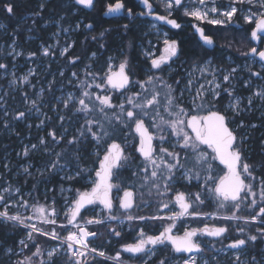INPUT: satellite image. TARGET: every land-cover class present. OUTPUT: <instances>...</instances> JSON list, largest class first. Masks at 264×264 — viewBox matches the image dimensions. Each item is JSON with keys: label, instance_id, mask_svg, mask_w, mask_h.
Returning <instances> with one entry per match:
<instances>
[{"label": "snow or ice", "instance_id": "1", "mask_svg": "<svg viewBox=\"0 0 264 264\" xmlns=\"http://www.w3.org/2000/svg\"><path fill=\"white\" fill-rule=\"evenodd\" d=\"M199 5H206L208 0H197ZM212 4L215 5V0H211ZM78 5H83L85 7L91 8L94 6V0H75ZM142 3L148 9L147 13H140V15H154L152 12V4L149 0H142ZM244 4L255 5L258 8L264 9V0H231L229 5L230 10H225L220 12V15L225 19H209V12L217 13L219 10L216 6L211 8H200L196 7L192 10L185 8L184 15L194 17L198 21H207L209 24L213 25H224L226 22L230 23L233 16L237 13L238 9L232 4ZM175 6H182L183 0H167L165 3V10L168 11V15H155L154 18L158 21L166 22L171 25L172 28L179 29L181 24L177 22L176 19L170 18L172 13L171 9ZM5 10L9 14H13L14 5L7 3L4 5ZM45 5L41 4V11L44 9ZM125 5L123 0H116L114 4H108L106 14L120 13L124 10ZM128 14L134 15L131 8L127 9ZM34 15H40V12L34 13ZM246 22H255V28L251 31V38L253 40H259L264 42V37L260 34L264 33V12L250 13L244 17ZM35 23V21H33ZM4 25L0 24V28ZM79 27V25H77ZM86 27L92 28L89 24ZM127 28V25L124 26ZM67 31V29H65ZM196 31L199 33L201 40L207 45L213 44V39L211 36L205 34L203 28L196 27ZM103 35V33H101ZM95 40L96 37H93ZM165 47L163 54L151 60V68L163 70L162 65L166 64L173 57L178 56L179 46L177 41L165 39L163 41ZM71 47V45H69ZM69 47H65L61 51V55H65L69 51ZM20 55L21 53H16ZM44 56L50 54V48L45 47L43 49ZM31 56H35L36 53H31ZM95 55V53H93ZM242 55L256 56L261 62H264V50H258L256 47H251L249 52L242 53ZM79 57H74L70 59V63L75 64ZM7 66L0 63V69H5ZM201 73L207 71L205 68H200ZM237 71L236 68L231 69V73L223 76V81L228 82L231 79V75ZM33 73L30 71L29 75ZM63 72L60 73L63 76ZM89 76L93 77L95 80L97 73L87 72ZM75 77L77 74L72 73ZM253 76L259 77L261 74L259 72H253ZM24 82H28V77H23ZM71 82V81H69ZM10 83L15 84V81ZM179 84V81H176ZM191 80H189V85ZM158 85L163 86V96L166 103L163 104L164 111L168 113L172 119L166 120L160 113L161 100L160 97L162 92ZM82 88L81 96L78 98V107L73 106V112L84 114V124L80 125L77 135L67 138L68 129L63 128V122L65 121V116L60 115L59 120L61 121V127L63 128V134L58 133L55 129L47 132V137L51 138V141L55 144H60L62 141L68 145H76L81 143L82 140L91 139L95 142L97 147V154L99 155V150L103 149V158L99 161V169L96 170V179L92 181V186L90 191H79L77 197L68 205L67 210L64 215L67 219V224L59 225L60 228L67 230V235L61 237L59 232L53 228L51 231H45L43 228L38 227L35 223H26L27 220H32V216L23 217L20 214H9L8 205L5 203L3 211H0V218L5 221L16 222L25 228L30 229L27 233L28 240L33 239V234L38 233L43 236H48L52 240H61L63 244L67 245V251L70 253L67 264H92V262L97 261V257L112 259L117 262V264H125L121 259L120 252H117L114 257L106 256L104 251H98L95 247H90V237H96L98 233L96 231H90L87 225H105L106 221L123 220L120 216L114 213V204L111 197V192L113 188L117 191L120 190L119 184H113V178H118V170L122 168H127L131 163H133L130 155L125 154L124 148L121 144L117 143L112 139L113 132L115 131V125H113V119L117 121L118 124L122 125L124 128H131L134 126L135 133L139 137V144L135 151L140 154L143 158V165L138 166L140 171L144 173L142 180L145 184H150L151 188L156 189V193L159 196H165L168 191L171 190V182L175 179V171L184 168V164L181 163V152L185 153V158H191L194 168H199L207 173L205 176V182H213L214 187L209 188L208 192L211 194L213 199L217 202L218 209H230V214L220 215L218 213L202 214L199 211H189L193 208V205L204 204V199L201 198L199 192L192 194L194 195V200L191 199L190 195L185 192H176L174 198V204L179 207V211L172 212L169 216L153 215V216H133L127 214L124 218L128 221L133 220H165L171 221L167 226L163 228V231L159 235H148L141 228L138 233V240L136 243H128L123 245V252L130 253L133 256L138 254H144L148 258L156 254V247L159 245H171L172 250L175 253H194L202 252L201 243L196 239L198 236H208V237H223L228 231V226H213L209 227L207 224L203 228H190L186 229L183 235H174L173 229L176 227V221L182 217L193 216L199 217L201 215H210L213 219H219L224 221H243L244 225L248 224H259L261 226L256 228V232L259 235L247 234L246 238H237L227 245L228 248L238 249L243 251L244 248L249 244V242L255 243L258 239H264V179L261 180L260 192H259V205L257 199H255L257 193L253 190V184L251 180L257 179L253 174V166L246 162V158L243 153V143L246 137L239 136L237 131L233 129L230 125L234 123L226 112H222L216 108L214 101L220 95L221 85L217 83L213 89H211V100L205 98V92L202 91L204 86L201 85L200 89H197L196 96L194 97L192 104L194 108L190 111L181 102L183 96V91H181V97H176L173 93L171 84H166L163 82V78L156 76L155 74L149 75L146 80H133L131 69L129 68L127 60L121 62L118 69L114 70L113 65L109 64L107 71L101 78V83H96V88H103L106 93L108 88L113 90L122 91L124 99L119 103H113V97L108 94L97 95L88 89L92 87L86 81H80ZM148 86H151L149 89ZM134 88H139L141 91H132ZM230 97L233 96V91L228 88L223 89ZM125 92L130 94H125ZM147 93V94H146ZM255 97H259L262 102H264V89L254 93ZM69 94L68 98L62 101L65 109L70 107V103L76 100ZM3 97H0V101ZM25 101H28L27 95H25ZM199 101V103H197ZM252 99L248 100L249 109L252 105ZM126 105L128 107H126ZM207 105L206 114H199L205 110ZM232 111L234 116H239L241 113L240 108V98L237 97L234 103H230L228 106ZM35 108L36 112L39 113L41 109L37 106V100H31V108L29 111ZM119 111L116 112L115 110ZM108 110H113L112 115H109ZM99 112L103 117L104 121L113 129L112 132L105 127L102 120L96 119L92 114ZM195 112L196 114H192ZM154 113V115H153ZM5 116L9 113L5 111ZM91 117V118H89ZM16 120H21L26 118V113L24 111H19L14 117ZM149 119L155 121L159 118V123L153 122L151 125L146 126L145 120ZM50 119V118H49ZM44 125V121L41 120L40 127ZM163 125H167L171 129L172 135L176 139V143L172 145V150L168 147H164V143L169 141V138L160 135L158 137L160 141V146H154L153 141L157 137L149 131V127L156 128L159 132H163ZM5 128L8 127V122L5 121ZM255 127V125H251ZM31 127V125H29ZM239 128L245 127L243 121L238 124ZM98 129V130H97ZM190 130V131H189ZM111 139V143H107V140ZM40 145H46L47 139L41 137L39 139ZM203 146V147H202ZM32 149H36L37 145H31ZM176 148L181 149V151H176ZM48 150L47 148L45 149ZM191 150V153H188ZM210 150V151H209ZM25 156L29 155V149L26 147L24 149ZM56 160L52 161L50 164V169H56L59 165V160L65 156L64 152L55 153ZM169 158V159H166ZM75 159H79V151L74 155ZM213 161H218L220 165H223V175L213 176L212 172L214 170ZM66 166V165H65ZM151 166L150 175L149 167ZM7 167V165H5ZM64 167V166H61ZM28 172V169H24ZM83 169L77 171L76 176H81ZM188 172L182 173V176L188 180L193 177ZM165 172L167 175H165ZM140 172H133V176L139 175ZM199 171L195 173V178L199 179ZM75 177L69 175L63 177V179H74ZM163 179V191H161V184L159 181ZM248 181V182H246ZM151 188L149 189V195H151ZM19 189H17V192ZM253 197L250 202L247 203V208L254 210L258 207V211H255L251 215H238L241 212L242 207L245 202L248 201V197ZM134 194L132 191L125 190L123 198L119 201V208L125 213H129V210L134 206ZM4 196L0 195V201H4ZM169 203H162V209L169 208ZM24 206L27 202H23ZM88 206H103V210L107 213L106 217L97 216L91 219H84L82 215L83 210H87ZM34 212L37 218L43 224L56 225L57 211L54 206L45 207L43 205H33ZM94 210V209H93ZM79 218V219H78ZM83 220V224L79 221ZM68 225H71L75 231L68 229ZM110 231L116 237L121 236V232L117 231L115 228H111ZM236 231L242 236L246 233V228L244 226L238 225ZM20 243L27 247L28 245L25 241L21 240ZM151 247H148V246ZM11 251V250H9ZM59 249H52L47 253L49 264H56L55 257L57 256ZM41 253V248L39 245L36 246V252L33 255H39ZM90 257V259H89ZM30 257L26 260L30 261ZM240 255H235V262L240 261ZM255 261V257L252 258ZM234 262V264H235ZM147 264V260L144 261ZM159 264H165V259H161ZM183 264H197V258L195 256H188L183 259ZM203 264H208L204 261Z\"/></svg>", "mask_w": 264, "mask_h": 264}, {"label": "rangeland", "instance_id": "2", "mask_svg": "<svg viewBox=\"0 0 264 264\" xmlns=\"http://www.w3.org/2000/svg\"><path fill=\"white\" fill-rule=\"evenodd\" d=\"M45 1L41 0V4H43ZM154 1H156L158 4H160L162 7L165 8V3L167 2V0H154ZM230 3H231V0H215V5H213L211 0H208L206 5H199L197 0H184L183 5L181 7L187 8L188 10H192L193 8H196V7L211 8L212 6H216L219 11L217 13L209 12V19H225L224 17H222L220 15V12L225 11V10H230V8H229ZM232 6H235L238 9L237 13L233 16L232 21L230 22L231 24L234 25L233 27H241V26L247 25L249 23L255 24L254 21L253 22H246L244 17L246 15H249L250 13L264 12V9L258 8L255 5H249L247 3H244V4L236 3V4H232ZM176 8H178V6L174 5V7L172 9H176ZM27 18H29V17H27ZM192 18H194V17H192ZM201 22H207V21H201ZM26 23H27V21H26ZM82 23H83V21H80V23L77 24V25H79V27H77V25L75 26L76 31H80L81 29H83ZM0 24L4 25L3 28H0V37H1L0 39L8 37L10 35L8 27L1 20H0ZM225 24H229V23L226 22ZM51 26H55V30H53L52 33H47L45 31H43L41 33V35L39 36L40 38L45 39V40H49L50 42L48 44L38 43L37 48H38L39 56L36 57L35 59H33L35 56H31L30 54L36 52V47L31 45V44H28V42L34 40L33 36H27V38H26V42L24 45H26V44L29 45V50L27 53L23 52L22 45L20 44V42L18 41L19 39L16 36L13 37V39H11L9 43L7 41H2L0 43V63H3L7 66L5 69H0V70H2V73L0 75L1 76L0 81L6 83L5 86H6L7 92L10 90L14 91L18 88H22V87L27 86V85H30V89H33L34 85H36L39 82L38 81L39 77H41L42 74L47 73V71L50 69L52 63L53 64L58 63L57 60L53 59V57L58 56L59 58H63L73 49L74 40L72 37V31L74 29L65 31L61 27L59 22H54L53 20L45 23L42 26V28L47 29V28H50ZM86 26H87V24L85 25V27ZM155 30H157V32H155ZM28 32L30 33L31 31L28 30ZM122 32H123V35L125 37L124 42L120 43L118 40V42H119L118 45L109 49V54L106 57L107 65H106L105 72L107 71L109 64L113 65L114 70H116V69H118V66L121 62H123L124 60H127L129 68L131 69L133 80L144 81L147 79V77L149 75H152V74H155L156 76L162 77L164 83L171 84L173 89H175V92L173 94L176 97L180 98L181 97V91H183V96L181 98V102L190 111L194 108L192 101H193L194 97L196 96L197 89H200L201 85L204 86L202 91L205 92V98L207 100H211L212 99L211 89H213L215 87V85L217 83H219L221 85V89L219 90L220 95H219V97L216 98L214 103L216 104L217 109H219V107L223 106V107H221L222 108L221 110L223 112H226L231 120L235 121L230 126L237 131L239 136L246 137V139L244 140V143H243L244 157H246L247 155L249 156L251 154V152H252L254 146L256 145V142L258 141V139L261 141L260 147L263 148L262 152L264 153V132H260V134L256 137L253 133V129L257 125L254 123H250V122H252V119H253L252 116L253 115H256L257 118H260L261 116L264 115L263 114L264 102H262V100L259 97L254 96V93L264 89V76L263 75L262 76L260 75L259 77L253 76V77H246V78L244 76L243 77L239 76V79H238V85L239 86L235 87L236 83L233 81L234 79H232V77L228 82L223 81V76L230 74L231 69L222 70L218 64H216V63L212 64L210 61L207 64H205L204 66H201V65L193 66V68L189 72L188 76L182 77V78L176 74L177 66L172 67L170 69H167L166 71L165 70H154L151 68V60L154 57V54L156 52V48L158 47V43L161 42L160 39L156 38L157 34L161 33L159 28L157 27V24L152 23L148 26L147 29L143 30L142 38H145L146 40H145V42L136 43L137 45L134 44V40L132 38V35L130 36L129 33L127 34L125 29ZM150 36H154L155 38L152 39ZM69 45H71V47H69ZM45 47L50 48V54L48 56H44L42 54L43 49ZM65 47H69V51H68V53H66L65 55L62 56L60 53ZM16 53H21V54L17 55ZM96 57H97L96 54L95 55L92 54L89 56V58L87 60L91 61V60L96 59ZM133 57L146 59L148 61V66L146 68H142V71H141L140 67L132 61ZM225 62L228 65L232 64L231 63L232 61L230 59H227V58L225 59ZM256 66H257V64L255 63V61L250 59L247 62V64H241L235 68L238 70L240 69L244 72H250V68H253ZM101 67H102V64H100V68ZM200 68H205V69H207V71L201 73L199 71ZM30 71L33 73L32 75H29ZM61 72L64 73V71H61ZM61 72H59L58 77L64 76V74H63V76L60 75ZM73 72H75L77 74L75 77L72 75ZM73 72L70 73V75L67 79L62 80L61 85L59 87H57V91L59 92V95L55 99V103L53 104L52 112H56V110L60 111V112H64L65 110H67L64 108L62 101L66 100L68 98L69 94H71L73 97H76L77 99L73 100L70 103V107L68 109H71V108L73 109V106H76V107L79 106L77 103V100L81 96V92H82V88L79 86L80 81H86L88 83V79H85V78L80 79V75L81 74L87 75L86 73L90 72V68L86 65L85 67H81L79 72H77V71H73ZM105 72H103V74H99L98 72H96L98 74L96 77L97 78L100 77V80L96 79V82L94 84H92L91 88L88 89L89 91L94 92L97 95L105 94V93H102V92H104L103 88H96L95 87L96 83H101V78L103 77ZM54 74H55V72L53 73V75ZM25 76L28 77V82L23 81V77H25ZM54 76H53V80L50 81V85H52L53 83H55L57 81ZM87 76H89V75H87ZM89 77H92V76H89ZM33 78L37 79L35 84H31ZM13 80L15 81V84L10 83ZM189 80H191L190 85H189ZM69 81H71V82H69ZM176 81H179V84H177ZM148 87H149V89L151 88V86H148ZM158 87H160V90L162 92V95L160 97V100H161L160 113L164 117V119H166V120L172 119V117H170L168 115V113L166 111H164V108H163V104L166 103L164 96H163V91H164L163 86L158 85ZM225 88H228L230 90H234L233 96L230 97L226 92H224L223 89H225ZM122 91H116L117 96H120L121 101L124 99V95H122ZM132 91H134V92L135 91H141V89L134 88V89H132ZM125 94H130V93L125 92ZM4 95H5V92L0 89V97H3ZM42 95H43V91H39L37 93V97L35 99V100H37V106L41 109V111L39 113H37L35 110V112L33 114L34 117H37L39 119L37 125H40L41 120L44 121V124L46 121L43 111L45 108L48 107V104L47 103H41L40 105H38V103L41 102ZM237 97L240 98L241 113L239 116H234L232 111L229 109L228 106L230 105V103H234L235 99ZM220 98L224 99V103H225L224 105H220V103L219 104L216 103ZM249 99H252V101H253L252 105L250 106V109H249V105H248ZM113 100H114V98H113ZM2 101H0V114L2 115L3 118H5L7 116H5L4 113L7 110H6L5 105L2 104ZM197 103H199V101H197ZM25 105L31 106V100H28L27 102L25 101ZM126 107H128V106L126 105ZM206 110H207V105L205 106V110L200 112L199 114H201V115L206 114ZM115 111L118 112L119 110L116 109ZM108 112H109V115L111 116L113 110H108ZM72 114H74L73 110H72ZM75 114H82L80 116V118H78V119H81L82 121H84L85 117H84L83 113H75ZM192 114H196V113L193 112ZM92 115L96 119L102 120V122H104V124H105V127L108 128V130L110 132L113 131V129L107 124V121L103 120V117L101 116V114L98 111L96 113H93ZM153 115H154V113H153ZM89 118H91V117H89ZM240 121H243L245 127H243V128L238 127V124L240 123ZM153 122L159 123V118H157L155 121L149 120L147 118L145 120L146 126L151 125ZM117 124H118L117 121L115 119H113V125H115L117 127ZM251 125H255V127H252ZM119 128H120V132H121V129L123 128V126L119 124ZM163 128H164L163 132H159L154 127H149V130H150V132H152L157 137V139L154 140L157 149L160 146V141H159L158 137L160 135H164V136L169 138L170 142L166 141L163 146L168 147L169 150H172V145H174L176 143L177 138L174 135H172L171 129L168 128L167 125H163ZM128 129L132 133L127 132L128 135L126 137H122V140H124L123 147L125 150V154L130 155V157L133 160V163H131L127 168L119 169L118 170V178L114 177V184H119L120 190L117 191V189L115 188V191L112 193L113 202L120 201V199L123 197L125 190H133L135 193V207L138 210H141L143 212L142 216H146V213H147L146 210L149 211L152 209L160 212L159 215L164 216V213H166L167 216H169L172 214V212L179 211V207L174 204V198H175L176 192H185L187 195L191 196V199L194 200V195H192V194H195V193H192V192H190V190H188V187H190L193 184V182L197 186L198 185L200 186L202 195L207 194L208 196H211V194L208 192V189L214 187L213 182H211V181H208L207 183L205 182V176L207 175V173L205 171L199 169V168H194L193 162H192L190 156H189V158H185L184 152H181V163L184 164V168L180 169V170H174L175 171V179L171 182V190L168 191V193L165 196L157 195L156 189L151 188L150 184H145V182L142 180V176L144 175V173L142 171H140L138 166L143 165V159H141L140 156H137L138 155L137 152H136L137 155H134L132 152V148L137 147L139 144V137L135 133L134 126L131 128H128ZM114 133H115V131L113 132V134ZM132 134H135L138 137V139L136 141V145L135 144L132 145V142H135V138L132 137L133 136ZM112 137H113V135H112ZM115 141L120 143L117 140H115ZM107 143H111V139L107 140ZM26 147L29 149V152L31 150H34L31 148V146L26 145L20 152H18V154H17L18 159H23L26 157L23 154L24 149ZM36 149H38V146ZM95 151H96V153L98 151L96 145H95ZM176 151H181V149L176 148ZM188 153L190 154L191 150H188ZM100 154H101V159H102L103 158V149L102 148L99 150V155ZM166 159H169V158L166 157ZM213 165H214V170L212 172V175L217 176V177L219 175H223V171H222L223 167L219 166L217 164V161H213ZM30 167L31 166L26 167V165H22L20 167V171L17 173V175H24L25 173H30ZM98 167H99V164H98ZM148 167H149L148 174L150 175V172L152 169H151V166H148ZM25 168L28 169V172L24 171ZM126 169H132L134 172H140V174L135 176L134 180H132L131 186H130L131 188L124 187L119 183V175ZM189 169H192V171L188 173L189 175H191L193 177L191 180H188L182 176V173L188 172ZM197 171H199V173H200L199 179L195 178V173ZM59 172H61L62 174H65L66 168H60ZM73 174L74 173L71 172L68 175L72 176ZM253 174H254V176H256L254 168H253ZM165 175H167L166 172H165ZM95 179H96V176L94 178H91L88 182L89 183L91 182V184H92V181ZM246 182H248V181H246ZM250 182L253 184V190L257 193L255 199H257L258 205H259V192H260L259 182H260V180L255 179V180H251ZM159 183L161 184V191H163V179H161L159 181ZM150 188H151V193H152L151 195H149V189ZM61 191H62L61 194H64L63 198H64L65 202L66 201L68 202V203H64L65 205L67 204V206L65 208V211H66L68 205L77 197L78 192L84 191V190H78V189L76 190V189L69 188V189H64ZM88 191H90V188L88 189ZM18 194H19V191L17 192V190H16L13 192V194L8 195L6 188L1 189L0 195L4 196L5 200L0 201V207H1L0 211L4 210L5 203H7L8 211H9L10 215L20 214L23 217L32 216L33 217L32 220H27L26 223H35L38 227L43 228L45 231L46 230L50 231V230H48L49 229L48 224H43L37 218V215L34 212L33 205H36V206L43 205L45 207H49V206H52V203L47 205L44 202H37L36 200H34L32 198L30 201L32 203L29 206H28V204L26 206H24L23 202L26 201V199L20 198L18 196ZM9 198H11V200L7 201ZM252 198L253 197H251V196L248 197V201L245 202V205L242 207V210L240 213H238V215H251V214H254L255 211H258V207L254 210H250L247 208V203L250 202V200ZM166 202H171V203H169V208H165V209L161 210L162 203H166ZM158 205H159V207H157ZM206 206H211L214 208V210L211 212H209V211L207 212V211H205ZM196 207H197L198 211L202 214H209V213H214V212L218 213L220 215L230 214V209H218L217 202L215 200L211 204H209L208 202H204V204L198 205V206L196 205ZM101 213H102V211H101L99 206H91L89 213H88L90 216L87 219H91V218L100 216ZM127 214L132 215V212H129V213H126V214L120 216L121 219H123V223L120 222V223L115 224V223H111V222H109V223L106 222L107 224L105 226L104 225H101V226L105 227L106 229H110V227L115 228L117 231L121 232V235L129 233V231L132 230V224L135 222V220L128 221L127 219H125L124 217ZM135 216H137V215H135ZM202 216H203V220L204 219L208 220L211 217L210 215H202ZM57 218H58V214L55 217V219H57ZM179 220H180V222H179L180 227L185 231L188 228V225L190 222L188 217L180 218ZM216 220L219 221V224L221 226H228L231 222H241L243 224V221H224V220H219V219H216ZM0 222L4 223V224H12L13 226H16L18 228L23 229L25 231L26 238L24 236L22 238V240L25 241V243L28 246H29L31 241H34V236L36 234H38V233H34L33 239L28 240L27 233L30 231V229H28V228L25 229V227L18 225L16 222L5 221L3 218H0ZM79 222L83 223V220H80ZM131 222H132V224H131ZM165 222H168V220L165 219L164 221L163 220L157 221V223L160 225L164 224ZM129 225H131L130 229H129ZM254 225L261 226L258 223L254 224ZM94 226H96V225H94ZM244 227H245V225H244ZM94 228H92V229H94ZM228 235H229V233H228ZM46 238H48V237H46ZM48 240L52 241V239H50V238H48ZM20 241L18 243V249L16 251H14L12 249L6 250V255H8V256L12 255V258H11L12 264H40L43 261L45 263L48 262L47 253L51 250V248H52L51 245L44 242V243H42V247H41V249L44 248L43 252H41L39 255H33L35 252L30 254V255H27L26 250H27L28 246L25 247L24 245H22L20 243ZM262 249H264V245H263ZM9 250H11V251H9ZM245 253H246V250H243V251L240 250V251L229 252V253H226L225 250H222V251L220 250L217 253L215 252V253L210 254L205 250L201 253H198L195 255H188V256H195L197 258V264H203L204 261H207L208 264H229L230 260L233 261V263H231V264H234L235 255L239 254L241 259L239 262H235V264H264V259H262V257L261 258L256 257L255 261H253V259L251 257H249L245 261H242V259L243 260L246 259L244 257ZM188 256H184L183 258L178 257V256L176 258L175 257L169 258V259L167 258V263L168 264H183V259L187 258ZM28 257L31 258L30 261L26 260V258H28ZM64 257L65 258H63V256H61V258H63L64 261H66V263H67L68 257L67 256H64ZM97 259L105 260V259L100 258V257H97ZM145 260H147V262H148L150 260V258H148L146 255H143V261L141 263L129 262V261H124V260L123 261L125 262V264H144ZM114 263H117V262L115 261ZM156 264H159V263H156Z\"/></svg>", "mask_w": 264, "mask_h": 264}, {"label": "trees", "instance_id": "3", "mask_svg": "<svg viewBox=\"0 0 264 264\" xmlns=\"http://www.w3.org/2000/svg\"><path fill=\"white\" fill-rule=\"evenodd\" d=\"M7 3L14 5L13 14L6 12L4 5ZM67 3L71 4L70 7H68ZM43 4L45 7L41 11V0H0V20L8 27L10 32L8 37L0 39V43L2 41H7L9 43L10 40L16 36L22 45L23 52L27 53L29 50V45H24L26 38L27 36H33L34 40L28 42V44L36 47L35 53L37 55H35L33 59L39 56L37 48L38 43L48 44L50 42L49 40L40 38L39 36L41 33L43 31L52 33L53 30H55V26H51L47 29L42 28L45 23L53 20L54 22H59L64 30L74 29L72 31V37L74 40L73 49L63 58H59L58 56L53 57V59L57 60L58 63H52L47 73L42 74L41 77H39V82L34 85L33 89H30V85H27L14 91L10 90L7 92L5 86L6 83L0 81V89L5 92L2 104L5 105L6 110L9 113V115L5 118H3L0 114V190L6 188L7 194L11 195L14 191L19 189L18 196L25 198L26 202H28V206L32 203L30 202V197L27 198L28 194H30V196L37 202H44L47 205L52 203V206L56 208V211L60 216L65 209L63 205L65 201L63 198L64 194H61V190L72 188L76 190L78 189L88 191L89 188L91 189V184L88 183V181L89 179L95 177V172L99 168L98 164L101 160V154L98 155L96 153L95 142L90 138L82 140L81 143L76 145H68L63 141L60 144H55L51 141V138L47 137V132L52 129H55L58 133L63 134V128H67L68 133L66 139L71 138V136L78 134L80 125L84 124V121L78 119L82 114H72V108L67 109L64 112L57 110L56 112H52L55 99L59 95L57 87L61 85L62 80L69 77L71 72H79L80 68L85 67L86 65L90 68V72H98L99 74H103L107 65L106 57L109 54V49L117 46L119 42H124L125 37L122 32L124 29L127 34L129 33L130 36L132 35L135 45H137L136 43L138 42H145L146 39L142 38L143 28L138 23L131 24L127 20L108 21L100 17V15H96L95 13L87 14L75 4L74 0H49L45 1ZM36 12H40V15H34ZM33 21H35V23H33ZM80 21H83V29L76 31L75 26L79 24ZM86 24H91L92 28L85 27ZM125 25H127V28L124 27ZM28 30L31 32L29 33ZM249 31V25L233 27L231 31L232 42L236 43L243 41L246 42L247 45L237 48L236 44H234L231 48L232 50L248 49V43L250 41ZM101 33H103V35H101ZM93 37H96V39L94 40ZM93 53L97 55L96 59L88 61L87 59ZM74 57H79V59L76 60L75 64H72L70 63V59ZM132 61L140 67L141 71L142 68H146L148 66V61L143 58L133 57ZM100 64H102L101 68ZM61 71H64V76L58 77L59 72ZM54 72L55 76L53 75ZM1 73L2 70H0V75ZM52 75L57 81L50 85V81L53 80ZM83 78L88 79V83L91 85L96 82V79L100 80V77H96L95 80H93V77L81 74L80 79ZM232 79H234L233 81L236 83L235 87H238L239 77L235 78L234 76ZM36 81L37 79L33 78L31 84H35ZM39 91H43V95L41 102H39L38 105L41 103H47L48 107L43 111L46 120L45 124L43 126L37 127L39 119L33 116L35 108H32V110L29 111L31 106L25 105V95H27L28 100H35ZM116 91L117 90L108 88L106 93H102L112 95L114 98L113 103H119L121 100L120 96H117ZM19 111H24L26 113L25 119L16 120L13 118ZM60 115L65 116L63 128L61 127V122L59 120ZM252 118V122L250 123L257 125L253 129V133L257 137L260 132H264V115L260 118H257L256 115H253ZM5 121L8 122L7 128L4 126ZM29 125H31V127H29ZM127 132L131 131L124 127L120 132L119 124H117L112 138L119 141L123 146L124 140H122V137H126L128 135ZM132 135L131 136L135 138V142H132V145H136L138 137L135 134ZM41 137H45L47 139L46 145L39 144V139ZM33 144H36L38 149L31 150L29 155L23 159L17 158L18 152H20L26 145L31 146ZM260 146L261 141L258 139L251 154L249 156L247 155L245 158L246 162L253 166L256 177L258 180H260L259 185L261 186V180L264 179V153L262 152L263 148ZM46 148L48 149L47 151L45 150ZM135 149L136 147L132 148V152L134 155H137ZM77 151H79L80 157L78 160L74 158V155ZM57 152H64L65 156L59 160V165L53 170L50 169L49 166L52 161L56 160L55 153ZM5 165H7V167H5ZM22 165H26V167L31 166L30 173L17 175ZM60 168H66V173L62 174L59 172ZM80 169L84 170L82 175L76 176L77 171ZM71 172L74 173L72 175L75 177L74 179H63V177L69 176L68 174ZM131 182L132 175L130 171H124L119 175V183L122 186L131 188ZM188 190H190L192 193L199 192L201 194L200 186H197L194 182L190 187H188ZM201 198L204 199V202H208L209 204L214 201L213 197L208 196L207 194H201ZM10 200L11 198H9L7 201ZM157 207H159V205ZM90 208L91 206H88L87 210L82 211L84 219H87L90 216L88 214ZM213 210L214 208L211 206L205 207V211L207 212ZM114 213L118 216L125 214L121 211L119 206L114 207ZM238 225L244 226V224L241 222H231L228 225V233L232 239L246 238L247 234L259 235L256 232V228L259 226L248 224L247 226L249 228L245 225L246 233L242 236L236 231V227ZM95 231L98 233V235L101 233L95 242L97 243L98 247L105 249L109 255L115 256L117 252H120L121 259L124 261L136 263H141L143 261L140 259L132 260V255L123 252L122 250L123 245L132 243V240L134 239L132 234L126 233L120 237H116L114 234L110 233V229H106L101 225L96 226ZM24 234L25 231L23 229L13 226L12 224H4L0 222V264H12V255H6V250L12 249L16 251L18 249V243L20 239L24 237ZM108 240L110 241L107 243ZM44 242L48 243L49 245L53 244L52 241H49L48 239L36 234L34 236V241L30 242L26 250V254L30 255L36 252V246L39 245L41 248L42 243ZM263 242V239H258L255 243L249 242L248 254L251 258L259 257L263 248ZM43 249H41V252H43ZM210 249L211 245L208 244L206 251L211 254L212 249ZM173 257H177L173 255V251L171 249H165L160 251L154 262L159 263L161 259H165V264H168L167 258L169 259ZM55 260L56 264H67L66 261H64V259L61 257L55 258ZM40 264L49 263H45L43 261ZM92 264L117 263L97 259V261L92 262Z\"/></svg>", "mask_w": 264, "mask_h": 264}, {"label": "flooded vegetation", "instance_id": "4", "mask_svg": "<svg viewBox=\"0 0 264 264\" xmlns=\"http://www.w3.org/2000/svg\"><path fill=\"white\" fill-rule=\"evenodd\" d=\"M49 1V0H46ZM75 1V0H74ZM184 1V0H183ZM116 2V0H94V6L91 9H88L87 7H84L82 5H78L76 4L78 7H80V9L83 12H86L87 14L89 13H95L96 15H100V17H102L105 20L111 21H120V20H127L129 23H138L140 26H142L143 30L147 29L148 26L150 24H157V27L159 28L160 32L159 34H157L156 38L160 39L161 42L158 43V47L156 48V52L154 54V58H158L163 54V50H164V43L163 41L165 39H169V40H175L178 43L179 46V52H178V56L177 57H173L171 60H169L166 64L162 65V69L163 70H167L170 69L172 67H176V74L178 76L182 77H187L189 72L192 70L193 66L195 65H201L204 66L205 64H207L209 61L214 64H218L220 66V68L222 70H229L232 68L237 67L238 65L241 64H247V62L251 59L253 61H255V63L257 64L256 67L250 68V72H244L242 70H238L231 75L232 78L239 77L240 75L243 77H253L252 73L253 72H259L261 74V76H264V63L261 62L259 60L258 57L256 56H245L242 55V53H247L249 52L251 47H256L258 50H264V42L259 41V44H255L252 41L251 38V31L255 28V24H247L250 26V31H249V37H250V41L248 43V49H241V50H232L231 48L233 47L234 44H236L237 48L242 47L244 45H247L246 42L243 41H239L236 43L232 42V35H231V31L233 29V24L229 23V24H225V25H212L209 24L207 22H201L198 21L190 16H185L184 15V7L178 6V8L176 9H171V17L172 19H176L178 23L181 24V28L176 29V28H172L170 27V25H165L160 23L159 21H155L153 19H151V16L153 15H141L139 16L140 13H147V8L146 7H142V1L137 2L136 0H123V3L125 5V8L123 10V15L120 17H116V18H111V19H106L104 18V13L107 10V5L108 4H114ZM149 2L152 4V8H154V10L152 11L154 15H168V11L165 10L164 7H162L160 4H158L156 1L154 0H149ZM68 7H70V3H67ZM131 8L132 12L134 13V15H129L127 12V9ZM195 27H200L203 28L204 32L206 35L211 36L213 39V44L212 45H207L203 42V40H201L200 36L198 33H196ZM155 32H157V30H155ZM152 39H154V36H150ZM264 37V36H262ZM230 59L232 62V64L228 65L225 62V59ZM260 67H259V66ZM182 66V67H181ZM154 70H158V69H154ZM216 103H220V105H224V99L220 98ZM223 107V106H221ZM221 107H219V110L222 111ZM217 108V107H216ZM223 112V111H222ZM190 131V130H189ZM118 143V142H117ZM120 144V143H119ZM122 146V145H121ZM123 147V146H122ZM203 147V146H202ZM124 148V147H123ZM210 151V150H209ZM138 153V152H137ZM139 155V153H138ZM140 156V155H139ZM141 158V157H140ZM217 164L221 167H224L222 165L219 164V162L217 161ZM99 169V168H98ZM124 171H130L131 175L134 172L132 169H126ZM123 171V172H124ZM135 176L132 175V180H134ZM112 183L114 184V178L112 180ZM115 191V188L112 189L111 192V197H112V193ZM128 191H132L134 194V206L132 209L129 210V212H132V215H137V216H142L143 212L141 210H138L135 207V193L133 190H128ZM123 198V197H122ZM114 207L115 206H119V201L118 202H113ZM198 211L196 205H193V208H191L189 211ZM121 211L123 213H125L122 209ZM146 216H153V215H159L160 212L156 211V210H146ZM211 212V211H209ZM126 214V213H125ZM107 213L105 211L102 212L101 216L106 217ZM162 216V215H161ZM164 216L166 217L167 214L164 213ZM189 219V225L187 229L190 228H203L205 226V224H207L209 227H213V226H221L219 224V221L216 219H212L211 217L207 220H203V216H199V217H193V216H186ZM184 218V217H182ZM117 221V220H115ZM158 220H145V221H140V220H135V222L132 224V230L129 231L130 234H132L133 236V240L132 243H136L139 236L138 233L140 231V229L142 228L144 230V232L148 235H159V233L161 231H163V228L165 226H167V224L172 223L170 221L165 222L164 224L160 225L157 223ZM164 221V220H163ZM180 220H177L176 223V227L173 229V234L174 235H183L184 230L180 227L179 225ZM114 223V222H112ZM131 225H129V229H130ZM112 233V232H111ZM202 246L203 251L206 250V247L208 244L211 245V251L212 253H217L220 250H225L226 253L229 252H236L231 250L230 248L227 247L228 244H230L233 240L230 235H228V233H226L223 237H208V236H198L196 238ZM229 240V241H228ZM264 240V239H263ZM264 245V242H263ZM148 247H151L150 245ZM249 244L244 248V250H246V253L244 255V257L246 259H242V261L247 260L250 256H249ZM165 249H171L172 247L171 245H159L156 247V254L154 256H151L150 260L147 262L148 264H156L157 262L155 261L156 256L160 253V251H163ZM173 251V250H172ZM202 251V252H203ZM240 251V250H237ZM201 253V252H197L196 254ZM130 254V253H128ZM132 255V254H130ZM143 255L144 254H138L137 256H133L132 255V260H143ZM173 255L174 256H178V257H183V256H188V255H195V254H191V253H175L173 251ZM264 259V249L261 250V253L259 255V258ZM174 258V257H173ZM233 263L232 260H230L231 264Z\"/></svg>", "mask_w": 264, "mask_h": 264}, {"label": "built area", "instance_id": "5", "mask_svg": "<svg viewBox=\"0 0 264 264\" xmlns=\"http://www.w3.org/2000/svg\"><path fill=\"white\" fill-rule=\"evenodd\" d=\"M66 203H68L67 201H66ZM65 213V212H64ZM64 213H63V221L62 222H59V223H57L56 225H61V224H67V219H66V217H65V215H64ZM117 222L118 223H120L121 221L120 220H117ZM81 224H83V223H81ZM89 226H91V225H87V227H89ZM68 227V229H71V230H73V231H75V229L71 226V225H68L67 226ZM25 229H27V228H25ZM47 231V230H46ZM40 235V234H39ZM67 235V232L64 234V235H60L61 237H64V236H66ZM41 236H43V235H41ZM44 237H48V236H44ZM25 238H26V236H25ZM49 238V237H48ZM55 242H57V244L55 245V246H53L52 248H51V250L52 249H54V248H56V249H59V251H58V253H57V256H60V255H62V256H67L68 258H69V256H70V253L66 250L67 249V245L66 244H63L62 242H61V240H54ZM90 247H95V248H97L96 246H90ZM50 250V251H51ZM97 250L98 251H103V250H100V249H98L97 248ZM107 256V255H106ZM101 258V257H100ZM105 259V258H104ZM107 260H110V261H113L112 259H107ZM48 262H49V259H48Z\"/></svg>", "mask_w": 264, "mask_h": 264}, {"label": "water", "instance_id": "6", "mask_svg": "<svg viewBox=\"0 0 264 264\" xmlns=\"http://www.w3.org/2000/svg\"><path fill=\"white\" fill-rule=\"evenodd\" d=\"M137 2H140V1H142V0H136ZM83 6V5H82ZM85 7V6H84ZM142 7H145V5L142 3ZM88 8V7H87ZM92 8V7H91ZM91 8H88V9H91ZM154 10V8H152V11ZM147 12H148V10H147ZM123 15V10L120 12V13H111V14H106V12L104 13V18H106V19H111V18H116V17H120V16H122ZM139 16H141L140 14H139ZM154 16L155 15H153V16H151V19H153V20H155V21H158V20H156L155 18H154ZM160 23H162V24H165V25H168L166 22H163V21H159ZM170 27H171V25H170ZM195 30H196V27H195ZM196 33H198L197 31H196ZM199 34V33H198ZM261 36H264V33H261L260 34ZM200 36V35H199ZM252 41L257 45V44H259V40H253L252 39ZM252 56V55H251ZM264 63V62H263ZM153 144H154V141H153ZM140 155V154H139ZM141 157V156H140ZM142 158V157H141ZM143 159V158H142ZM223 166V165H222ZM96 237H90L89 238V240H94ZM231 249V248H230ZM231 250H233V251H237L238 249H231ZM194 253H196V252H194Z\"/></svg>", "mask_w": 264, "mask_h": 264}, {"label": "bare ground", "instance_id": "7", "mask_svg": "<svg viewBox=\"0 0 264 264\" xmlns=\"http://www.w3.org/2000/svg\"><path fill=\"white\" fill-rule=\"evenodd\" d=\"M30 197V199H32V197L30 196V194H28V197L27 198H29ZM21 198V197H20ZM109 254V253H108Z\"/></svg>", "mask_w": 264, "mask_h": 264}]
</instances>
